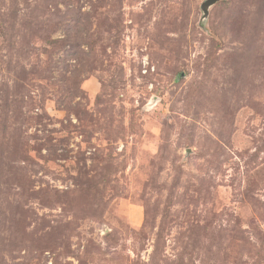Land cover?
I'll list each match as a JSON object with an SVG mask.
<instances>
[{"label": "rangeland", "instance_id": "obj_1", "mask_svg": "<svg viewBox=\"0 0 264 264\" xmlns=\"http://www.w3.org/2000/svg\"><path fill=\"white\" fill-rule=\"evenodd\" d=\"M0 0V264H264V0Z\"/></svg>", "mask_w": 264, "mask_h": 264}, {"label": "water", "instance_id": "obj_2", "mask_svg": "<svg viewBox=\"0 0 264 264\" xmlns=\"http://www.w3.org/2000/svg\"><path fill=\"white\" fill-rule=\"evenodd\" d=\"M220 1L221 0H206V2L202 5V10H203L202 21L206 22L208 20L211 8Z\"/></svg>", "mask_w": 264, "mask_h": 264}]
</instances>
